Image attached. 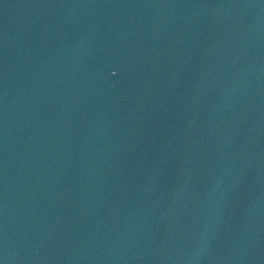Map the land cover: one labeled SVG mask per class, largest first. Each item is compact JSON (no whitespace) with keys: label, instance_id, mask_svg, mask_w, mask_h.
<instances>
[{"label":"water","instance_id":"water-1","mask_svg":"<svg viewBox=\"0 0 264 264\" xmlns=\"http://www.w3.org/2000/svg\"><path fill=\"white\" fill-rule=\"evenodd\" d=\"M0 264H264V0H0Z\"/></svg>","mask_w":264,"mask_h":264}]
</instances>
